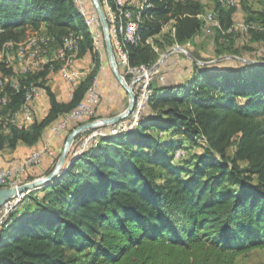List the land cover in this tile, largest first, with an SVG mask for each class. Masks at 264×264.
Wrapping results in <instances>:
<instances>
[{"label":"trees","instance_id":"1","mask_svg":"<svg viewBox=\"0 0 264 264\" xmlns=\"http://www.w3.org/2000/svg\"><path fill=\"white\" fill-rule=\"evenodd\" d=\"M107 2L113 10L118 6ZM150 3L133 37L120 38L131 66H152L167 46L189 51L208 26L198 17L205 12L200 0ZM213 4L219 26L210 28L217 40L233 25L236 7ZM257 15L264 18V11ZM42 28L54 38L49 48L77 36L75 59L89 53L95 67L71 99L60 102L47 84L51 62L22 71L14 59L0 61V100L6 99L0 101V153L35 149L84 102L97 77L100 52L76 0H0L3 49L11 42L15 53L30 30L35 36ZM250 32L252 40H264V29ZM196 59L182 79L152 82L130 128L105 132L78 153L82 137L93 129L75 139L58 176L28 191L0 226V264H235L239 255L264 249V66L227 68ZM38 86L49 98L48 114L17 126L13 115L26 91ZM185 141V150H200L185 156L187 166L173 164L171 151Z\"/></svg>","mask_w":264,"mask_h":264},{"label":"rangeland","instance_id":"2","mask_svg":"<svg viewBox=\"0 0 264 264\" xmlns=\"http://www.w3.org/2000/svg\"><path fill=\"white\" fill-rule=\"evenodd\" d=\"M202 3H205V13L204 14H213L214 9V2H217L218 0H200ZM229 1V6L235 5L236 7V15L234 19L233 25L228 28L223 30V32L218 36L217 40L216 38L213 37V33L211 31V26H215L211 23H206L209 24L206 26V30L203 31V33L198 37L196 40L194 47H191V49L188 51L190 56L193 57L196 60H198V64L200 65H205V64H213L218 67H232L235 65H238L240 63H244L247 61H253V62H258V63H264V40L262 41H254L251 39L252 35L250 32L251 29H258L262 30L264 29V18L260 17L257 15L259 12L264 11V0H228ZM91 2V1H90ZM78 5V2H77ZM84 8L86 11V14H88V7L87 6H78V8ZM209 11V12H208ZM103 12L106 13L105 7L103 5ZM249 19L248 21H246ZM219 26V25H218ZM170 26L165 27V31L169 29ZM90 30L93 32L92 36L94 37L95 45L97 49L99 50L100 54L102 55V64L106 67V70L112 72V69L110 67V63L107 57L106 53V48L103 43L101 42V30L99 29L98 24H94L93 26H90ZM33 31L30 30L29 34L23 38V40L31 38V37H36L39 39H42L46 36H50L47 33H45V29L42 28L39 32H36L35 36H32ZM73 35V34H72ZM39 36V37H38ZM43 36V37H42ZM228 37H231L233 41L229 42ZM157 38H160V36H157ZM151 39H148V41ZM177 46L176 44L173 46H167L165 49H159V56L156 62H158L168 50H172ZM57 46H52L49 48L48 46L45 48V50L41 51L40 54L41 56H54L53 58L49 57L48 59H53L51 61L52 67H54L53 71L56 75L59 76L60 73V67L62 62H59L55 56L57 55L56 51ZM234 49H239L241 54L236 55L232 52L231 50ZM14 54L13 48L9 50H6V48L3 46H0V61L3 59L8 60L12 59V56ZM47 54V55H45ZM188 55H185L183 52H181L180 49H174L166 58L162 61V70L165 71L166 73V78L168 80H178L177 76H187L189 72L187 70L191 67V58ZM43 59V58H42ZM40 59V60H42ZM17 64L19 62L17 59H14ZM77 60V59H76ZM75 61H73L72 65H75ZM91 61L92 58H91ZM155 62V63H156ZM56 64V65H55ZM94 64V62H93ZM21 65V64H20ZM65 65V63L63 64ZM155 65V64H154ZM258 66V65H256ZM20 68V67H19ZM122 69V66H121ZM178 70V71H176ZM190 70V69H189ZM88 75V71H85ZM168 72V73H167ZM113 73V72H112ZM179 74V75H176ZM2 79V77H0ZM182 79V78H180ZM3 80V79H2ZM128 82L127 84L130 85V81L126 79ZM95 88V91L99 95V103L102 102V98L100 96V92L97 91L96 86L93 85ZM87 98V97H86ZM86 101V99H85ZM84 101V102H85ZM129 102V97L127 94V98L125 99L124 103V110L127 108ZM99 103L96 107V113H91L90 117L95 115V119L93 120H85V122H90L94 121L97 119V109L99 107ZM124 112V111H123ZM129 117V116H128ZM127 117V118H128ZM86 119L89 118L88 116L85 117ZM99 119V118H98ZM84 122V123H85ZM77 124V122H75ZM74 123V124H75ZM116 124V123H115ZM115 124H107V126H112ZM79 126V125H78ZM77 127V126H76ZM103 127V128H105ZM113 129V128H112ZM105 132H100L98 133L99 135H96L99 137L100 135L104 134ZM108 133V131H107ZM159 135H162V138H168L170 136V133H160ZM174 138H179L181 140H184L182 136L180 135H174ZM75 142V141H74ZM74 142L67 154L70 155V152L72 151V148L74 146ZM186 146H189L188 142H184V145L182 147H177L174 150L171 151L173 154V164L177 163L180 165H185V156L190 154L191 152H198L200 149L198 147H191L185 150ZM59 158V156H58ZM58 161V159H57ZM56 161V163H57ZM65 163V162H64ZM56 165V164H55ZM64 166V165H63ZM55 167V166H54ZM54 169V168H53ZM52 172V171H51ZM50 172V173H51ZM48 175V174H47ZM45 176V175H44ZM43 177V176H41ZM39 178V177H37ZM34 178V179H37ZM32 179V180H34ZM31 180H28L26 182H29ZM235 264H264V249H255L252 250L251 252L247 254H242L239 255L237 258V261H235Z\"/></svg>","mask_w":264,"mask_h":264},{"label":"built area","instance_id":"3","mask_svg":"<svg viewBox=\"0 0 264 264\" xmlns=\"http://www.w3.org/2000/svg\"><path fill=\"white\" fill-rule=\"evenodd\" d=\"M91 0H77L78 6H87L88 12L90 13L94 23L98 24L99 29L101 30V42L102 46L103 43L105 45L104 41V34L101 26V22L99 19V16L93 7V4L90 2ZM103 11V0H99ZM226 2L223 1L224 8H226ZM126 5L129 9V19H132L133 28L136 24V12L139 7H146L143 5L142 0H126ZM104 13V12H103ZM106 21H107V15L104 13ZM108 24V30H109V21H107ZM110 35V33H109ZM112 43V42H111ZM71 47L73 50L76 49L77 46H75V41L71 42ZM113 47V54L114 59L117 65V68L122 75L123 79L127 83L128 79L130 81V85L133 87V91L136 95V102L133 112L130 114V120L124 119L119 122H117L115 125L107 126L105 129H99L103 126L96 127L95 129L91 130L90 133L82 137L80 144L75 152H79V150L84 149L87 147L88 143H94L96 142V134L100 132H107L108 130L112 128H127L129 121L134 120L139 117L140 113L142 112L143 104H142V91L147 89L150 84L154 81H158L160 83H164L166 81V73L162 70V62L159 65H155L154 67H149L146 69L139 70L135 73H124L121 69V59L120 55L118 54V51L116 50L115 46L112 44ZM185 55H187L186 50H181ZM16 53V52H15ZM15 53L12 56V60L15 59ZM51 55L43 57L41 61H34L32 60V51H31V59L28 62H21V70L24 71L25 68H34L38 69L41 65H47V60ZM76 59L72 60L75 61ZM86 70L83 68L74 67V65L71 64V66H61L60 67V75L62 79L67 83L69 86L73 88V86H76L77 79L85 72ZM41 92H44V89L38 86V88H34V91L30 93L28 102L26 105L22 108L24 109V116L22 118H19L17 120L18 126H24L27 123L34 120V111L31 107V103L33 100L39 96ZM99 103V95L95 91L94 87H91L90 93L88 94L86 101L81 104L80 108L74 109V116L67 117L59 121L56 125H53L51 127V134L53 136H58L65 134L67 130L69 129V125L72 122H78L85 120L87 113H96V107ZM128 117V118H129ZM23 120L24 124H19V121ZM105 127V126H104ZM53 152L49 148L48 144H42L36 149L32 150L29 154L24 156L22 159L16 161V162H9L6 166L0 167V189L1 188H17L19 185L23 184L21 182V175L26 171V169L38 166L43 158L45 156L52 155ZM25 183V182H24ZM27 192L23 193H16L15 195L11 196L9 199L4 201L0 205V226L3 224L5 218L7 215L14 210L17 206H19L23 200L25 199Z\"/></svg>","mask_w":264,"mask_h":264},{"label":"crops","instance_id":"4","mask_svg":"<svg viewBox=\"0 0 264 264\" xmlns=\"http://www.w3.org/2000/svg\"><path fill=\"white\" fill-rule=\"evenodd\" d=\"M204 13L199 14L198 17L202 19V15H204ZM206 28L207 27L205 26L203 28V31H205ZM43 57L45 56H41V59ZM50 57L53 58L54 56H50ZM52 60L53 59L51 60L48 59L47 63L51 62ZM74 67L83 68L87 70L89 74L92 71V69L95 67V65L93 64V61H91V55L89 53H86L84 56L76 60ZM53 68L54 67L49 68L50 72L47 75V84L58 101L67 102L71 99L74 88H72L67 83H65L60 73L59 76L56 75L53 71L54 70ZM189 69L187 70V72L189 71ZM0 77L5 78V76H3L1 72H0ZM180 78H183V76H177V79L180 80ZM13 81L16 80L13 79ZM94 86H96L97 91L100 92L99 94L102 98V102L99 103V107L97 109V119L113 117L118 114H121L124 111V103H125V99L127 98V93L119 84V82L116 80L113 73L111 72L110 74V72L106 70V67L102 64L101 54H100V67L97 72V77L95 79ZM31 107L35 114L34 119L36 118L37 120H40L48 114L50 109V102L45 91L41 92L39 96H37L33 100V102L31 103ZM22 116H24V113L20 112L17 115V119L22 118ZM31 122L27 123L26 125H29ZM74 123L75 122H72L69 125V130L74 129L73 127L76 125V123L75 124ZM19 124H24L23 120H20ZM65 139H66L65 134L53 136L50 131L46 132L43 141L39 143L37 147H39L42 144H48L53 154L49 156H45L42 162L38 166H34L26 169V171L21 175V178H26L27 176H34V177L36 176V178L44 176L47 169L51 166L53 158L56 157L58 154L60 155ZM37 147H35V149ZM33 149L34 148H23L19 152L0 153V167L6 166L9 162H16L22 159L24 156L29 154ZM237 258L235 261H237Z\"/></svg>","mask_w":264,"mask_h":264},{"label":"bare ground","instance_id":"5","mask_svg":"<svg viewBox=\"0 0 264 264\" xmlns=\"http://www.w3.org/2000/svg\"><path fill=\"white\" fill-rule=\"evenodd\" d=\"M219 3L221 4L222 7H224L223 5V1H227L226 2V8L229 7V1L228 0H218ZM77 2V0H76ZM117 2V8L115 10H113L110 5L108 4L107 0H103V5L105 7L106 10V15H107V21H109V33H110V39L112 44L115 46L116 50L118 51V54L120 55V59H121V66H122V71L124 73H135L138 72L139 70L142 69H146L149 67H154L156 65L153 64L152 66H145V65H140V66H131L129 64L128 61V57H127V53L123 48L122 43L120 42V38L123 35H126L128 37H133L134 31L137 28L138 24L142 21V13L151 7V3L150 0H142L143 5H145L146 7H139L137 12H136V24L133 28V23H132V19H129V9L126 5V0H116ZM115 8V7H114ZM79 11L83 14V16L85 17V21L86 24L90 27L93 26L95 23L90 15V13L86 14V10L84 8H78ZM203 20L206 23H211L215 26H218V21L215 20L213 14L209 13L207 15L204 14V16H202ZM93 33V32H92ZM39 37V36H38ZM43 37V36H42ZM75 41V46H77V36L75 35H69L67 36L62 45L60 44V46H58V48L56 49L57 51V55L55 56L59 62H62L61 66H71L72 64V60L75 59V55H76V49L73 50V48L71 47V42ZM54 42V38L51 36H46L42 39L36 38V37H32L29 40H27L25 43H20L16 46V59L19 62V64H21V62H28L31 59V51H32V60L34 61H41V54L40 52L45 50V48L48 46H50V44H52ZM95 42V41H94ZM6 50L11 51V48H13V43L9 42L5 45ZM14 50V48H13ZM8 62V61H6ZM65 63V65H63ZM44 65H41L40 67L42 68ZM39 67V68H40ZM29 69H34V68H25L24 71H27ZM86 76V72H84L79 79H77V83L79 81H81L82 79H84ZM5 84L4 80L0 79V88ZM16 85V84H14ZM77 85V84H76ZM75 86H73L74 88ZM34 88H38V87H31L26 91L25 94V103L21 106V108L13 115L12 121L17 123V115L20 112L24 113V109H22L26 103L28 102L30 93L34 91ZM90 93V91H89ZM151 94V84L150 86L142 91V104H143V108L146 105V100H148V96ZM1 102H5L6 99L5 98H1L0 100ZM85 101V100H84ZM84 103V102H83ZM81 103V104H83ZM81 104L79 105L78 108L81 107ZM90 113H87L86 116H89ZM74 116V111H72L67 117H71ZM66 117V118H67ZM138 119V118H136ZM131 120L128 123L127 128L121 129V128H113L108 130L109 134H114L123 130H126L128 128H130L134 123L135 120ZM99 135V134H96ZM98 137L96 136V141H97ZM91 143H88V145ZM87 145V146H88ZM86 148V147H85ZM84 148V149H85ZM79 150V152H81L82 150Z\"/></svg>","mask_w":264,"mask_h":264},{"label":"water","instance_id":"6","mask_svg":"<svg viewBox=\"0 0 264 264\" xmlns=\"http://www.w3.org/2000/svg\"><path fill=\"white\" fill-rule=\"evenodd\" d=\"M91 3L93 4V7L95 8L103 30L104 34V41H105V48H106V53L107 57L110 63V67L112 69L113 75L115 76L116 80L119 82V84L122 86V88L126 91L129 97V102L127 108L122 112L121 114H118L113 117H108V118H100L96 119L94 121L90 122H85L80 124L79 126L75 127L66 137L63 148L60 152L58 161L52 170L51 173L48 175H45L43 177H39L37 179L31 180L29 182H25L21 185H19L17 188H1L0 189V205L9 199L11 196L15 195L16 193H23V192H28L37 188H40L41 186H44L48 184L52 179H54L58 174L63 170V165L66 160L67 154L75 141V139L83 132L94 129L96 127L100 126H105L107 124H115L121 120L126 119L130 114L133 112L134 107H135V102H136V95L133 91V87L131 85H128L125 80L123 79L122 75L120 74L115 59H114V54H113V47L109 35V30H108V24L105 18V15L102 11L101 4L99 0H91ZM174 49H180V50H186L184 47L177 45L175 46ZM174 49L168 50L166 54L156 63V66L159 65L165 58L168 56ZM187 51V50H186ZM187 55L190 56L189 52L187 51ZM192 60H195L193 57L190 56ZM198 63V61L196 60ZM244 63H248L251 65H261L264 66V63H256L253 61H247Z\"/></svg>","mask_w":264,"mask_h":264}]
</instances>
